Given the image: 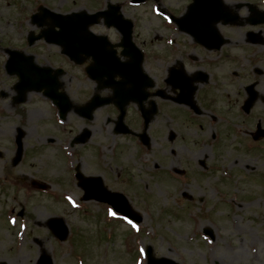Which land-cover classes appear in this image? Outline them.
<instances>
[{"label": "flooded vegetation", "instance_id": "1", "mask_svg": "<svg viewBox=\"0 0 264 264\" xmlns=\"http://www.w3.org/2000/svg\"><path fill=\"white\" fill-rule=\"evenodd\" d=\"M91 1L94 7H89L90 12L106 10L110 18L117 8L125 20L117 19L116 24H110V20L101 17L92 24L89 27L91 34L87 33L88 45H78L88 51L87 54L77 55L81 62L62 54L60 45L47 42L45 38L36 39L51 25L47 19L43 26H40V22L33 25L29 19L34 27L28 32L25 45L0 43V99H9L11 105L10 109L5 104V109L8 108L13 115L17 112L22 119L25 114L17 110H28L32 94L41 96L40 102L46 104L50 111L46 122L51 123L54 133L47 136L46 142L59 146L72 145L79 150L74 168L77 166L89 175H100L108 188L121 190L126 178L121 179V173L114 178L109 177L112 168L109 157L115 159L123 155L122 149L125 150V146L122 147V143L128 142L134 144L136 150L143 147L147 151L158 144V131L164 125H160L159 115L160 112L168 111L159 106L161 102H169L179 108L183 115H188L189 119L198 123L201 134L195 142L200 146V157L197 160L201 169L199 174H215L219 182L213 188L216 194L239 193L234 179L238 169L234 170V166L244 158L240 165L252 170V174L258 165L244 163L250 153L256 154V157L252 156L253 160L261 161L258 176L264 180L261 171L264 168V0H222L220 7L212 2L210 12H204V16H209L195 23L201 31L202 38L199 40L189 29H178L174 22L166 28H156L154 35L161 36L160 42L165 47L163 51L157 39L153 38L148 43L140 32V10L145 4L135 3L134 0ZM191 1L187 0L182 13L187 12ZM180 14L169 13L170 16ZM128 33L129 40L126 38ZM12 51L26 57L28 65L33 61L52 68L50 76L55 74L56 69H62L57 79L58 92L66 94L71 103L63 118L45 89L39 93H29L24 103L16 102L15 81L18 76L8 72L5 66ZM139 54L142 68L151 77V85L148 87L143 86V79L135 70ZM121 64L130 68L129 73L126 70L124 74H107ZM95 65L102 69L89 74L87 68H94ZM165 65L163 75L159 67ZM144 93L147 94L146 98H143ZM92 100L96 103L93 110L85 109L84 106ZM246 101L251 104L247 110L244 108ZM121 114L123 117L120 120ZM145 115L148 118L147 124ZM170 115L172 118L168 121L172 124L176 119L181 120V117L173 118ZM145 125L148 145L141 139ZM11 128L14 130L12 146L15 147L19 127ZM168 131L166 139L171 144L168 151L175 155V146L184 143L188 162L194 159L190 134H197L198 131L189 129L182 138V144L176 142L179 135L173 127H168ZM25 132L21 130L23 158ZM155 132L157 134L154 135ZM76 137H82L83 140L72 143ZM212 154L214 159L221 157L227 164L209 165L208 160ZM89 159L97 162L96 166L88 167ZM175 164L174 160H170L165 169L179 174L182 170ZM181 174H187V169ZM23 178H26L24 174ZM74 188L81 190L75 179ZM186 192L191 201V192L179 189L181 194L188 195Z\"/></svg>", "mask_w": 264, "mask_h": 264}, {"label": "rangeland", "instance_id": "2", "mask_svg": "<svg viewBox=\"0 0 264 264\" xmlns=\"http://www.w3.org/2000/svg\"><path fill=\"white\" fill-rule=\"evenodd\" d=\"M186 2L150 0L140 10L143 39L150 43L154 38L161 43V36L154 35L156 28L167 27L161 13H182ZM41 3L58 13L94 7L91 0H0V43L25 45L26 36L34 27L30 15ZM161 46L163 51L164 44ZM166 65L159 67L163 75ZM40 97L32 94L28 110H17L25 114L22 119L17 112L13 115L8 108L4 109L5 104L11 109L9 99H0V150L4 152V157L0 158V175L27 183L24 174L26 178L46 181L52 187L49 192H39L32 187L19 190V182L14 181L16 187L8 185L0 190V264H36L42 251L48 252L55 264H146L144 249L147 245L153 247L156 256L170 257L181 264H264V180L258 176L261 161L253 160L255 153L246 156L244 162L250 166L258 165L252 174V170L240 165L244 158L234 166V170L238 169L234 179L239 195L216 194L213 188L219 182L215 174H199L200 146L195 142L201 134L198 123L169 102H161L159 107L168 111L160 112V125H164L159 128L158 144L151 152L136 150L134 144L126 142L121 144L125 146L122 156L108 159L112 167L109 177L121 173V179L126 178L122 191L143 216L140 224L119 218L114 220L105 212L103 204L82 203L81 194L72 189L68 173L71 157L66 155L67 149L62 151L47 145V136L54 133L51 123L46 122L50 111L40 102ZM170 114L173 118L181 117L182 121L176 119L172 124L168 121L172 118ZM11 127L26 131L25 157L16 167L11 165L14 156V130ZM168 127L178 133V144L183 143L182 138L189 129L198 131L190 134V147L195 153L191 163L186 158L184 143L175 146V155L168 151L171 148L166 139ZM93 160H88V167L96 166L97 162ZM170 160L180 168L191 169L188 174L191 185L182 186L164 173ZM155 162L163 166L162 171L153 172ZM212 163L227 164L221 157L214 159L213 154L208 160L209 165ZM261 171L264 175V168ZM184 187L191 192V201L178 192ZM200 198L204 202H200ZM233 198L235 202L231 200ZM22 209L24 214L20 217L18 212ZM55 216H62L70 229L64 241H59L47 227L48 219ZM204 227L214 231V241H210L211 238L209 242L205 241L207 238L204 240ZM255 246L257 252L254 255Z\"/></svg>", "mask_w": 264, "mask_h": 264}, {"label": "water", "instance_id": "3", "mask_svg": "<svg viewBox=\"0 0 264 264\" xmlns=\"http://www.w3.org/2000/svg\"><path fill=\"white\" fill-rule=\"evenodd\" d=\"M58 19V25L62 28L65 27V29L70 28L74 25L76 22L74 19H79L80 22H82L79 27L80 28H87L88 24V15L85 11L83 13H80L78 15H61V14H52ZM37 19V17H36ZM67 20V21H66ZM63 21V23H62ZM183 20H180L179 22L182 23ZM33 74L31 77L26 79L29 84V88H36L40 89L42 85L46 84L45 80L43 79V69L42 68H34L32 67ZM21 92L24 91V89H20ZM88 198V197H85ZM116 198V197H115ZM115 202V201H114ZM116 207L118 210L122 211L126 215L132 217L133 219L140 221L141 216L138 215L131 207L130 205L124 200L123 197H118L117 202H115ZM48 226L52 229L53 233L59 237L61 240L65 239L67 234H68V228L65 225L63 219L61 218H51L48 221ZM206 233L211 234L212 233L209 230H205ZM148 257H149V263L148 264H178L174 260L169 259V258H155L152 254V247H148ZM37 264H53L52 257L47 254L46 252H43L38 260Z\"/></svg>", "mask_w": 264, "mask_h": 264}, {"label": "snow or ice", "instance_id": "4", "mask_svg": "<svg viewBox=\"0 0 264 264\" xmlns=\"http://www.w3.org/2000/svg\"><path fill=\"white\" fill-rule=\"evenodd\" d=\"M111 214V213H110Z\"/></svg>", "mask_w": 264, "mask_h": 264}]
</instances>
